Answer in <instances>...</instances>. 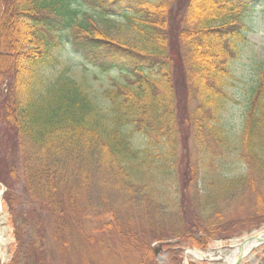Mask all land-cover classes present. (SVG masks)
<instances>
[{
  "label": "trees",
  "instance_id": "16d2710c",
  "mask_svg": "<svg viewBox=\"0 0 264 264\" xmlns=\"http://www.w3.org/2000/svg\"><path fill=\"white\" fill-rule=\"evenodd\" d=\"M259 1L0 0V86L7 88L1 116L19 141L22 159L19 172L11 151L0 145V192L4 187L15 238L8 264H158L151 242H166L165 251L174 254L172 240L204 249L219 233L233 230L204 215L206 220L196 221L193 211L189 225L197 235L191 236L176 208L178 214L161 223L170 224V237L156 229L151 215L142 216L141 207L133 212L130 206L145 200L152 212L159 188L168 180L177 183L178 163L169 150L185 129L190 128V141L198 142L202 154L196 163L204 171L216 172L231 154L234 143L221 113L232 101L229 89L237 81L232 65L247 41L244 16ZM119 14L140 43H125L99 27L98 18ZM64 44L103 73H118L120 80L102 100L66 67L48 77L51 67L62 65ZM177 76L186 84L180 98ZM182 99L197 102L184 121L177 110ZM137 135L148 139L143 150L133 146ZM237 145L245 174L212 178L206 190L216 209L220 194L236 197L235 191L249 186L255 213L248 224L259 228L264 226V64ZM155 155L160 161L153 162ZM193 168L202 167L190 163L188 181ZM91 189L100 194L98 205L114 213L91 212L85 196ZM115 238L119 251L108 244Z\"/></svg>",
  "mask_w": 264,
  "mask_h": 264
},
{
  "label": "rangeland",
  "instance_id": "374dc122",
  "mask_svg": "<svg viewBox=\"0 0 264 264\" xmlns=\"http://www.w3.org/2000/svg\"><path fill=\"white\" fill-rule=\"evenodd\" d=\"M98 22L99 27L109 33L113 38L129 44L140 43L139 36L129 28L124 16L121 14L105 19L98 18ZM243 23L246 26L247 41L241 46L239 57L232 65L233 73L237 79V81L233 83V86L229 89L232 101H229L225 105V109L221 113V125L228 138L234 143V146L231 148V154L223 160L221 167L219 166L218 168L217 165L216 172H210L209 169L208 171H204V166L196 163L199 159L198 155L200 156L202 154V152L197 149L198 142L196 139L191 142L189 139L190 128L185 129L184 138L179 136L178 142H173L174 148L169 150V153L171 151H175L176 161L178 163L177 183L171 184V180H168L164 187L162 186L159 188L160 191L158 190L155 208L152 212L147 210L148 207L145 200L139 204L134 202L136 205L134 207L130 206L133 212L136 207H141L143 209L142 216L146 218L151 215V218L154 219L156 223V229L164 230L165 235L170 237L172 236V233L169 231L170 224L166 222L163 226H161V223L165 219H173L176 216L175 213L178 214L176 212V208L179 209V212L182 215V221L185 224L183 229L191 236L197 235L196 231L192 230L189 225L195 218V216L193 218V211H197V215H199V217L196 218V221H198L197 219L204 221L206 220V217H209V219L213 221L212 223H215L216 225L222 224L225 225V228L230 230L232 228L233 230L230 232L219 233V239L209 242L207 247L204 249L194 248L191 246L190 242L181 244L178 240H172L171 244L174 245L175 255L165 251L164 244L166 242H151L150 244L154 249L155 259L158 264H223V261L219 260L198 261L192 259L189 251H197L203 254H208L211 250L231 247L234 242L242 243L245 239L252 237L254 234L264 232V226L253 228L252 225L248 224L250 215L255 213L253 207L255 197L252 193L253 190L248 189L249 186H245L243 189L240 188L239 191H235L234 194L236 197L233 196L231 198L229 197V194H220V199L218 201L220 204L216 207V209H214V200H210L211 195L209 194H211L212 191L209 192L206 190V187L209 185L206 181L209 182L212 178H215L217 181H227L228 179L235 180L241 178L246 171L245 167L243 168L237 144L243 131L244 118L250 94L257 84L259 67L264 64V0H260L252 6V8L244 16ZM59 56L61 58L62 65L59 68L56 66L51 67L52 70L48 71L49 75L47 74L48 77L51 79L54 75L61 73L66 67L69 70V75H71L75 80L86 84L89 87L88 90L91 95L99 98L100 100L103 99L102 96H104L105 91L112 87L114 81L120 80V76L116 71L103 73L97 66L87 63L83 60L80 54L72 50V47L69 44H64V47L59 51ZM175 83V95L178 98L183 97V93L186 92L185 82L182 81V78L177 76ZM1 84L0 145H4V147H6L5 150L11 151L16 167L20 172L22 159L19 154V141L5 127L3 117L1 116V113H4L2 108L4 105V96L7 93L6 83ZM196 104L197 102L195 100L189 102V104L184 103L183 99L180 100L177 108L179 118L183 121L187 120L190 113H193V109L196 107ZM154 141L156 142L157 140L154 138ZM132 142L136 149L143 150L147 147L148 139L146 136L137 135L133 138ZM161 148L162 147L159 146V152L161 151ZM156 157L157 156L155 155V158H152L153 162L160 161L159 159H156ZM216 161H218V159ZM205 162L204 156L202 155L203 165ZM190 163H194L196 166H200L202 168L197 170L193 168L191 175L192 178L190 177L191 181H188V167ZM211 163L214 164V162ZM153 169L157 174L158 168ZM224 183L225 182H212L211 185L213 186L214 184L218 187ZM234 183H240L235 184L237 187L242 185V182L236 181ZM91 191H93V189H91ZM1 193L2 189L0 192V229H5L3 239L6 243L0 248V261H4L6 264L10 262L12 258L15 238L13 235V229L9 224V214L6 206L4 205ZM85 196L91 205L92 213H97L100 210L108 212L109 215L114 213L111 208L108 207L106 209H102L100 205H98L100 203V194L97 191H93L89 194L87 193ZM110 196V202L115 203L116 205V197L112 196L111 193ZM176 201L178 206L175 204ZM178 201L182 206H179ZM169 203L172 206H168L167 204ZM122 205H124V203H122ZM191 207H193L194 210L191 209ZM118 209L119 208H115V210ZM106 219L108 220L109 216H106ZM146 220L144 223H147ZM148 226L149 224L144 227L148 228ZM227 229H222V231ZM159 234L161 233L159 232L157 235L160 236ZM198 237L200 236L198 235ZM117 242L118 240L115 238L113 239V242L108 244L110 246L118 247ZM116 250L119 251L120 246L116 248ZM251 253L254 257V262H251V258L249 256H243L240 260H236L237 262H235V264H264V243H260L258 246L254 247ZM176 254H178V256ZM73 264H76V262Z\"/></svg>",
  "mask_w": 264,
  "mask_h": 264
},
{
  "label": "bare ground",
  "instance_id": "6f19581e",
  "mask_svg": "<svg viewBox=\"0 0 264 264\" xmlns=\"http://www.w3.org/2000/svg\"><path fill=\"white\" fill-rule=\"evenodd\" d=\"M1 210V201H0ZM5 235V229H0V248L6 243L3 239ZM253 239L252 241H250ZM260 243H264V233L254 234L252 237L245 239L242 243L234 242L230 248H218L211 250L208 254H203L197 251H189L192 259L198 261H213L219 260L223 261V264H235L239 255L249 256L251 262H254V257L251 253L252 249L258 246Z\"/></svg>",
  "mask_w": 264,
  "mask_h": 264
},
{
  "label": "water",
  "instance_id": "95a60500",
  "mask_svg": "<svg viewBox=\"0 0 264 264\" xmlns=\"http://www.w3.org/2000/svg\"><path fill=\"white\" fill-rule=\"evenodd\" d=\"M263 233H264V232H263ZM252 240H253V239H251L250 241H252ZM156 253H157V252H156ZM241 258H242V255H239L237 261L240 260ZM237 261H236V262H237Z\"/></svg>",
  "mask_w": 264,
  "mask_h": 264
}]
</instances>
